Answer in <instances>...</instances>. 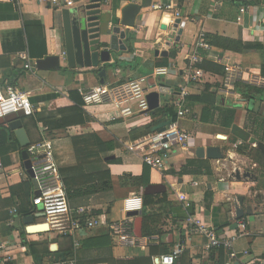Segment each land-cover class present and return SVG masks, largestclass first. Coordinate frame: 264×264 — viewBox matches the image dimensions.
<instances>
[{
    "label": "crops",
    "instance_id": "0c3cea01",
    "mask_svg": "<svg viewBox=\"0 0 264 264\" xmlns=\"http://www.w3.org/2000/svg\"><path fill=\"white\" fill-rule=\"evenodd\" d=\"M216 1L74 0L72 6L57 9L49 0H0V88L3 91L10 88L20 90L26 93L28 99L55 95L48 102L33 104L35 112L41 115H55L57 108L68 106L70 101L67 93L71 90L80 92L106 82L138 77H146V85L151 87L157 83V78L152 77V74L158 67L167 69V74L160 78L164 79L165 87L170 90L161 95L158 108L165 105L174 107L173 103L179 98L181 88L185 90L186 97L201 98L197 103L185 98L184 106L188 113L177 119L179 130L188 135L185 146L171 149L166 170L148 169L149 185L164 186L163 192L150 194L155 196L157 202L154 218L157 215L164 218V224L157 226L162 231L161 236H142L137 246L128 248L113 243L109 236H94L98 235V231H95L89 234L88 240L82 242L81 248L73 250L76 261L84 264H114L115 261L148 255L150 250L153 257L160 255L157 247L165 243L168 253L177 244L183 246V253L175 264H215L219 250L205 251L203 238L189 230L187 217L193 215L208 222L219 235H238L233 241L237 259H230L227 252L223 251L224 264H264V196H258L264 195V163L259 164L262 159L260 153L264 155V152L257 149L255 143H249L250 137L264 143V111L261 113L249 108L248 102L243 100L238 91V88L248 87L252 95L250 100L264 105V0H221L219 5L215 4ZM158 3L170 5L171 12L177 10L179 17L176 19L179 22H171L170 13L154 9L153 6ZM128 4H136L138 12L134 25L129 28L130 36L125 40L126 49L112 52L109 61L101 63L102 73L94 68H68L63 53L62 11L67 9L74 14L97 5L100 15L108 20L110 27L120 24L122 10ZM36 24L43 26L46 54L42 58L31 59L28 55L27 27ZM207 34L241 40L243 50H202L205 55L203 61L219 65L220 71L201 68L205 73L203 78L188 81V57L196 49L195 44L200 35L204 37ZM100 39L106 43L108 37L103 34ZM104 47L108 48L107 45L101 48ZM26 59L32 63L31 70L24 67ZM45 59L44 63L37 66V60ZM224 63L237 64L242 70V78L233 83L229 96L221 92L224 89ZM224 108L234 109V114L226 115L223 119ZM82 110L85 118L83 125L54 131L52 135L40 124L38 131L29 129L28 132L24 129L30 143L42 136L59 170L77 164L73 136L94 133L104 142H115L116 148L111 154L121 162L109 165L112 188L105 192L73 197L68 202L72 208L79 205L89 207L93 209L92 214L104 212L111 221L128 217L122 213L121 205L122 200L133 192L128 188L130 186L124 188L118 182L124 181L125 176L142 175L145 167L130 145L141 137L136 136L135 132L151 122L152 112L124 120L117 117L110 105L87 109L82 107ZM174 110L176 112L175 107ZM24 121L22 117L23 127ZM233 126L240 130V134L248 133L246 141L234 134ZM2 127L6 140L0 144V161L5 167L0 173V264H40L50 258L44 257L39 263L34 262L27 245L22 244L20 232L23 229L30 241L46 243L48 248L56 244V252L65 247L67 239L53 232L47 233L45 238H37L36 233L44 230L28 233L25 218L11 214L15 202L23 195V191L16 186L29 179L31 198L36 189L23 169L22 148L15 135L7 131L5 125ZM209 146L218 147L224 158L209 159L205 154L201 157L196 155L197 149ZM237 164L248 170L235 168ZM234 169H239L240 173L247 171L250 176L238 180L232 176ZM180 193L185 195V200L178 199ZM157 197L165 199L160 203ZM239 197L244 212L241 218L234 219V205ZM116 200L119 201V212L123 217H117L112 212ZM112 201V209L108 210ZM247 208H250V213H247ZM35 211H39V208L34 207ZM30 217L36 221L40 219V214L35 213ZM130 218L134 225V218ZM238 223L244 224V231L238 230Z\"/></svg>",
    "mask_w": 264,
    "mask_h": 264
},
{
    "label": "built area",
    "instance_id": "2783aa9c",
    "mask_svg": "<svg viewBox=\"0 0 264 264\" xmlns=\"http://www.w3.org/2000/svg\"><path fill=\"white\" fill-rule=\"evenodd\" d=\"M51 5L57 9L70 7L74 0H49ZM217 0L215 4H220ZM154 9L170 13L169 20L174 22L179 17V12H171V6L158 3ZM196 49L188 57L189 73L188 81L200 80L204 76V70L197 65L202 63L205 55L201 51L210 50L208 43L203 35L196 42ZM223 90L224 95H231L233 83L242 78L241 68L237 64L224 63ZM24 67L32 69L30 59H26ZM167 74V69L158 67L154 69L152 77L160 78ZM146 77L128 79L124 81H112L99 84L80 91L84 109L101 105H110L118 118L130 119L135 115L147 113L148 105L146 95L152 90L146 85ZM186 92L181 88L179 98L173 103L176 109V119L161 131H154L142 135L130 145L136 151L141 162L156 171L166 170L169 165L171 149L175 146L183 148L188 141V135L179 130L177 119L184 117L188 111L185 109L184 100ZM35 111L34 105L30 102L26 93L10 88L3 91L0 88V120L10 114L21 113L22 117L31 116ZM30 159L36 162L32 165L34 179L37 184L36 192L31 198L32 204L39 208L34 214H40L44 219L43 223L48 225L49 231L56 233L60 237L71 241L73 250L81 247V241L95 231H104L111 238L113 243L124 247H135L139 243V238L133 233L132 219L125 217L120 220L111 221L104 212L93 213L89 207L79 205L70 207L66 196L65 186L58 165L45 141L30 143L25 147ZM33 161V162H34ZM32 162V163H33ZM4 164L0 161V173L4 170ZM179 200H185L183 193L178 194ZM143 208V198L141 193H131L122 200L121 211L140 213ZM12 215H16V208L11 210ZM189 230L203 238V249L205 251L222 249L227 252L230 259H237L233 249V241L238 236L219 235L214 228L204 219L188 216ZM12 220L9 221V224ZM36 223L32 221V224ZM239 231H244V224L238 223ZM183 246L177 244L167 254L152 257V264H174L182 255ZM40 264H76L75 258H59L47 260ZM230 264V263H226Z\"/></svg>",
    "mask_w": 264,
    "mask_h": 264
},
{
    "label": "trees",
    "instance_id": "16d2710c",
    "mask_svg": "<svg viewBox=\"0 0 264 264\" xmlns=\"http://www.w3.org/2000/svg\"><path fill=\"white\" fill-rule=\"evenodd\" d=\"M27 37L29 57L31 59L42 58L46 54V38L44 35L43 26L41 24H36L27 27ZM204 40L208 43L210 48L232 50L235 52H242L243 50L241 40H234L213 34H207L206 36L204 35ZM201 53L203 54V52ZM197 66L205 70L212 69L216 72L220 71L219 65H216L206 60L202 61V63ZM239 90L241 92V97L244 101L249 102V100L252 99V95L249 93L250 89L248 87H243L240 89L238 88V91ZM209 94L214 97V94L212 92H209ZM53 98H55V95H44L40 97H33L29 100L32 104H35L36 102L40 101L48 102ZM67 98L70 101V104L66 107L57 108L55 110V115L44 116L34 111L31 116L23 117L25 119L24 128L28 132L29 129H34L38 131L40 124L44 128V130L48 132V134L52 135V132L54 131L65 130L71 126L83 125L85 123V118L82 110L83 101L80 93L77 90H71L67 93ZM186 98H188V101H194V103L201 101V98L198 97L188 96ZM223 110V113L225 114L223 115V119H225L226 115L232 116L234 114V109L224 108ZM249 112L254 114L252 110H249ZM151 118L152 120L149 124H147L141 129H138L137 132H135L136 136H142L147 133H150L152 127L155 124H158L165 119L169 121H174L176 119V112L172 105H165L163 108H158L154 112H152ZM230 125L231 123L229 124V126ZM1 128L4 129V127L0 125V144H3L6 140V134L4 131H2ZM232 130L234 134L240 136L243 141L247 140L248 133L240 134V130H238L236 126H233ZM7 131L14 134L8 128ZM131 133H133V130L130 131V134ZM38 141H43L42 136L38 137V139L34 142ZM72 144L77 156V164L74 167L59 170L62 176L63 184L65 186L67 199H71L73 197L87 196L110 190L112 188V179L109 170V165L121 162L118 157H115L113 156V154H111V152L116 148L115 142H104L96 134L88 133L85 135L73 136ZM105 152L109 153H107L106 155H101L103 153L105 154ZM260 154L262 159H260L261 163L259 164L261 165L262 163H264V155H262V153ZM143 165L145 168L142 171V175L140 177H124L126 178V182H128L127 184L129 186L133 185L137 187L138 191H143L145 187L149 186V182L147 180V173L149 167L145 164ZM16 188L22 190L23 195L19 199H17V202H15V217L19 216L24 219L28 216H33L35 206L30 200L31 181L27 179L26 181L18 184ZM142 198L143 208L140 212V215L143 219L142 236H161L162 231H159L158 228L155 226H150L153 220L152 217L147 214V207L155 200V196L145 195L142 193ZM95 213H101V211H97ZM96 234L98 235L94 236H107L104 231H98V233ZM20 237L22 239V244L27 245L28 252L35 263H39L42 259H44V257H49L50 260H56L59 258H73L74 256L71 241L67 238H65L67 239V241L65 243L66 245L64 248L58 249L57 252H51L46 243L33 242L27 239L28 235L24 229L20 232ZM88 238L89 237L83 239L81 241V245L82 242L88 240ZM157 249L160 255L168 253V250L165 247V243H161L157 247ZM217 250H219V255L215 264H224V252L222 249ZM152 254L153 253L150 250L148 255L136 256L129 260L115 261L114 264H152ZM76 264L84 263L76 261Z\"/></svg>",
    "mask_w": 264,
    "mask_h": 264
},
{
    "label": "water",
    "instance_id": "95a60500",
    "mask_svg": "<svg viewBox=\"0 0 264 264\" xmlns=\"http://www.w3.org/2000/svg\"><path fill=\"white\" fill-rule=\"evenodd\" d=\"M96 7H92L86 11L78 13H70L69 10L65 9L62 11V23L64 31V58L68 68H94L98 69V73H102V64L106 63L110 59L112 52H119L126 49L125 40L130 36L129 28L134 25L135 16L138 12L136 4H128L122 10V18L120 24L111 25L108 27V20L104 19L100 15V10ZM179 22L178 19L174 21ZM124 29H121V27ZM106 35L108 37L106 43L101 41L100 36ZM107 45V47L101 48ZM48 59V58H47ZM45 60H37V66L44 63ZM152 90L146 95L148 109L147 111L154 112L159 107V101L162 94H167L170 90L165 87L164 79H155ZM155 88V89H154ZM248 107L259 110L261 113L264 111V105L258 101L249 100ZM169 120L160 122L152 128V132L163 130L168 124ZM0 125H5L11 132L14 133L20 147L21 159L23 169L27 175L31 178L33 187L36 189L37 184L34 179V173L32 165L36 162L34 159H30L26 153L25 147L30 144V139L23 127L21 113L10 114L0 120ZM249 143H255V146L260 151L264 152V143L258 141L254 137H250ZM205 156L209 159H222L224 158L221 150L215 146H209L207 148L200 147L197 149L196 155L201 157ZM106 159V158H105ZM34 161V162H33ZM33 162V163H32ZM232 176L236 179L241 177H249V172L240 173L239 169H234ZM164 186L161 184L149 185L143 189V194L150 195L157 192H163ZM35 193H37L35 191ZM264 196V195H258ZM247 213H250V208H247ZM244 209L242 207V201L239 197L234 205V219H239L243 215ZM128 217H133V233L135 237H142V217L139 213L128 212ZM28 226L26 231L28 233H34L30 229H34L41 224H32V217H26L24 220ZM51 252H56L57 245L51 244L49 247ZM103 264V263H102Z\"/></svg>",
    "mask_w": 264,
    "mask_h": 264
},
{
    "label": "rangeland",
    "instance_id": "374dc122",
    "mask_svg": "<svg viewBox=\"0 0 264 264\" xmlns=\"http://www.w3.org/2000/svg\"><path fill=\"white\" fill-rule=\"evenodd\" d=\"M238 165V167L237 166H235V168H242V170H248V168H246V167H241V164H237ZM119 184H120V186L121 187H124V188H126V187H128L129 185L127 184L128 182H126L125 180L124 181H119L118 182ZM133 193H140V191H138V189H137V187H135V186H133V185H130V187H128ZM142 191V190H141ZM158 198V197H157ZM165 198L164 197H161V198H158V200L157 201H159L160 203L164 200ZM111 203H114V201H112V202H110V204H109V206H108V210L109 209H112V204ZM115 205H114V209H113V213H115L116 214V216L117 217H123V214L121 213V212H119L120 211V205H119V201L118 200H116L115 201ZM157 202L154 200L148 207H147V212L148 213H150L149 214V216L150 217H152V220H153V222H152V224H153V226H155V227H157V226H160V225H162V223L164 224V221H163V219L164 218H162L161 216H159V215H157V217L156 218H154L155 216H156V204ZM111 207V208H110ZM161 208H165V207H163V206H161ZM149 210H150V212H149ZM164 212H166L165 210H164ZM162 215V214H161ZM36 223H34V224H39V223H43L44 222V219L43 218H41L40 217V219H37L36 221H35ZM155 223V224H154ZM51 231H49V229H47V230H44V231H40V232H37L36 233V235L37 236H35V237H37V238H45L46 237V235H47V233H50ZM129 248V247H128Z\"/></svg>",
    "mask_w": 264,
    "mask_h": 264
},
{
    "label": "bare ground",
    "instance_id": "6f19581e",
    "mask_svg": "<svg viewBox=\"0 0 264 264\" xmlns=\"http://www.w3.org/2000/svg\"><path fill=\"white\" fill-rule=\"evenodd\" d=\"M48 229V225L46 223H43L42 226H38L34 229H30L31 231H34V230H47Z\"/></svg>",
    "mask_w": 264,
    "mask_h": 264
}]
</instances>
